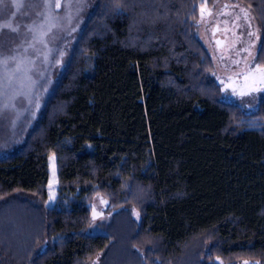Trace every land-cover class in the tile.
Masks as SVG:
<instances>
[{
  "label": "trees",
  "instance_id": "16d2710c",
  "mask_svg": "<svg viewBox=\"0 0 264 264\" xmlns=\"http://www.w3.org/2000/svg\"><path fill=\"white\" fill-rule=\"evenodd\" d=\"M212 1H94L36 126L0 146V264H264V99H221L198 32ZM240 1L264 67V0ZM99 192L127 210L93 235Z\"/></svg>",
  "mask_w": 264,
  "mask_h": 264
},
{
  "label": "rangeland",
  "instance_id": "374dc122",
  "mask_svg": "<svg viewBox=\"0 0 264 264\" xmlns=\"http://www.w3.org/2000/svg\"><path fill=\"white\" fill-rule=\"evenodd\" d=\"M94 1L4 0L7 7L0 5V146L21 133L26 136L36 126L53 82L67 61L73 39L84 26ZM17 2L24 7H13ZM57 3L60 8L55 7ZM201 9L199 37L213 58L215 77L222 88L221 99L255 112L264 99V74L256 71L257 66L264 68L256 64L263 41L259 18L240 0H213ZM5 22L17 26L18 31L4 28ZM12 57L16 60L13 61ZM4 58L9 60L7 67L3 63ZM17 63L19 71H14ZM241 92L245 94L242 96ZM5 104L10 106L6 108ZM56 160V155L50 156L47 203L50 207L58 200ZM135 193L140 198L146 192L137 187ZM101 199L107 204H101ZM90 206L92 211L95 209L101 213L95 219L92 213V223L87 231L93 235L110 233L108 224L112 215L127 210V207L114 206L105 192L93 195ZM136 212V209L130 211L132 218L139 222L141 216L137 218ZM101 259L102 254L97 255L91 264H101ZM242 260L238 264H259L258 260L248 257ZM216 261L228 264L222 259Z\"/></svg>",
  "mask_w": 264,
  "mask_h": 264
},
{
  "label": "snow or ice",
  "instance_id": "6c2138e0",
  "mask_svg": "<svg viewBox=\"0 0 264 264\" xmlns=\"http://www.w3.org/2000/svg\"><path fill=\"white\" fill-rule=\"evenodd\" d=\"M0 5H3L4 7H7V5H4V0H0ZM13 7H15V8H17V9H20V8H22V7H24V5L22 4V3H19V2H17V3H14L13 5H12ZM55 7L56 8H60L61 7V5L59 4V3H57L56 5H55ZM0 10H2V9H0ZM241 11L243 12V11H245L244 9H241ZM3 27L4 28H7V29H10L12 32H17L18 31V27L17 26H14V25H12L10 22H5L4 23V25H3ZM29 31H32V29L31 28H29ZM249 35H252V33H249ZM13 61H15L16 60V58L15 57H12L11 58ZM3 63L5 64V66L7 67L8 66V63H9V60H8V58H4L3 59ZM14 71H19V64L17 63L16 64V67H15V69H14ZM256 71H258V72H261L262 74H264V68H260L259 66H257V68H256ZM222 83H223V81H222ZM235 89H233V92L235 93ZM245 93L244 92H241L240 93V95H244ZM10 105H8V104H5L4 105V107H9ZM39 107V105L37 104V108ZM51 198V197H50ZM101 204H107V201H105V200H103V199H101ZM136 214V216H137V218H139V212H136L135 213ZM99 215H101V213H98V212H96V210L95 209H93V219H95L97 216H99Z\"/></svg>",
  "mask_w": 264,
  "mask_h": 264
},
{
  "label": "water",
  "instance_id": "95a60500",
  "mask_svg": "<svg viewBox=\"0 0 264 264\" xmlns=\"http://www.w3.org/2000/svg\"><path fill=\"white\" fill-rule=\"evenodd\" d=\"M216 31H217V29H216ZM219 32V31H218Z\"/></svg>",
  "mask_w": 264,
  "mask_h": 264
},
{
  "label": "bare ground",
  "instance_id": "6f19581e",
  "mask_svg": "<svg viewBox=\"0 0 264 264\" xmlns=\"http://www.w3.org/2000/svg\"><path fill=\"white\" fill-rule=\"evenodd\" d=\"M241 264V263H240Z\"/></svg>",
  "mask_w": 264,
  "mask_h": 264
}]
</instances>
